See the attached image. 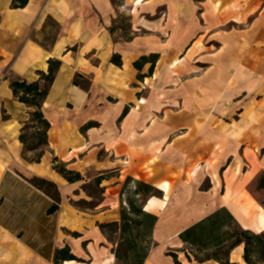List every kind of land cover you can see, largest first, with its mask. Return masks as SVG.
Instances as JSON below:
<instances>
[{
  "label": "crops",
  "instance_id": "1",
  "mask_svg": "<svg viewBox=\"0 0 264 264\" xmlns=\"http://www.w3.org/2000/svg\"><path fill=\"white\" fill-rule=\"evenodd\" d=\"M12 1L0 0V264H54L67 245L81 260L60 264H117L100 225L121 219L128 177L161 191L143 206L158 216L144 264H221L196 254L226 249L227 220L264 231V0ZM151 54L154 69L138 70ZM49 58L63 64L43 104L48 146L32 163L19 136L32 109L10 76L39 80ZM55 156L84 178L69 182ZM35 176L57 185V211ZM244 248L232 264H248Z\"/></svg>",
  "mask_w": 264,
  "mask_h": 264
},
{
  "label": "trees",
  "instance_id": "2",
  "mask_svg": "<svg viewBox=\"0 0 264 264\" xmlns=\"http://www.w3.org/2000/svg\"><path fill=\"white\" fill-rule=\"evenodd\" d=\"M29 0H13L11 6L17 7V8H23L27 6V3ZM1 20V15H0ZM1 22V21H0ZM112 62L116 65L122 64V59L119 54L113 55L111 58ZM159 57L158 55L151 54V55H145L142 56L139 60H137L134 65L138 70H141L146 63L150 62L151 67L149 71L151 72L154 69V66L158 62ZM49 67L48 70L43 72L39 71V80L36 81H28L25 78L19 77V76H10L11 78V89L12 92H14L15 97L25 103L27 106H29L32 110L30 112L29 119L24 124V126L21 129V132L19 134L20 140L24 145V153L23 156L26 160L34 163V162H40L43 155L46 152V147L48 146V130L51 126V123L48 119L45 118L44 112H43V104L50 93V88L53 84V82L56 79V75L62 66L63 62L59 59L49 58ZM143 76L140 75V78ZM75 84L83 87L84 89H89L91 80L89 78L84 77L81 74H76V77L74 79ZM31 134H28L29 130H33ZM36 150V153L34 155H30L29 152H34ZM53 167L59 174H61L63 177H65L69 182H77L78 180L83 179L84 177L81 175L80 172H76L73 170L68 169L66 162H62L59 160L58 157H54L52 160ZM108 175V174H107ZM107 175H103L100 178L97 179V182L100 183L102 179H104ZM30 182L37 186L38 188L42 189L44 192H46L49 196H51L54 200L53 204L51 205V209L49 210V213H53L59 209V203L61 201L60 192L58 191L57 185L51 181L47 180L38 176L32 177L30 179ZM135 183L136 184V190L134 192L135 196H139L137 200H133L132 203H134V210L136 211V215H141L142 217L148 219L149 221V231L151 233V239L149 241L144 240L142 242V246L147 243L154 244V241L152 239V229L155 223L158 220V216L154 214H150L146 211H144L143 206L145 205L147 199L153 195L160 196L161 191L155 188L153 185L147 184L140 180H134L131 177H128L125 182V186H128L129 183ZM259 187H264V175H261L258 179ZM123 193L125 192V188H123ZM81 201V200H80ZM87 203L86 201H84ZM79 203V202H78ZM92 202H88L87 204H91ZM210 216L209 219L201 222L198 224L200 227H204L206 223H210V221H214L215 217ZM121 222L115 221V222H109L105 224H101L100 227L105 230L106 227H109V225H114L117 228L121 230V232L124 234L126 230L130 229V224L135 225H141V220H136L132 217H130L129 213H127L126 209H122L120 213ZM235 229L228 232V239L230 240V244L226 247V249H221L220 251H216L213 253V256L220 261L221 264H232L229 260V252L236 247L237 245H240V243L245 244L244 248V256L245 260L248 264H258V262L264 263V231L262 232H253L251 230H246L240 225L236 223L234 220ZM78 235V234H77ZM184 236V233L182 234ZM126 240L125 236L121 237V240L118 242V247L120 243H123ZM130 244L132 246V249H137L138 243L134 242L133 240L129 239ZM141 246V247H142ZM145 248V246H143ZM142 247V248H143ZM117 253L118 251L115 250ZM149 251H146L142 258L140 259L139 264H144L145 259L148 255ZM172 254L176 259V254L174 252H169ZM118 254H116L117 256ZM67 260H78L77 257L71 252V249L67 245L64 248L58 249L55 254V260L54 264H60L61 261H67ZM176 264H180L178 261H176Z\"/></svg>",
  "mask_w": 264,
  "mask_h": 264
},
{
  "label": "rangeland",
  "instance_id": "3",
  "mask_svg": "<svg viewBox=\"0 0 264 264\" xmlns=\"http://www.w3.org/2000/svg\"><path fill=\"white\" fill-rule=\"evenodd\" d=\"M122 23H123V25L126 24V18H123ZM33 131H35V129L29 130L28 134H31ZM34 153H36V150L34 152H29V154L31 156L34 155ZM125 182H126V179L123 182V188H125V192L122 195L123 196L122 209L123 208L126 209L127 213H129L130 217H132L136 220H141L142 224L138 225V226L135 225L134 223L130 224V226H131L130 229L126 230L124 234L121 232L119 227L117 228L114 225H111V226L109 225V227H106L104 232L107 233L108 240L114 243V246H115L114 255H115V259L117 261V264H139L140 259L142 258V255L146 251H150L154 245L150 241V243L143 245V246H145V248L142 246V242L144 240L149 241L151 239V233L149 231V221H148V219L142 217L141 215H136L137 213L133 208L135 205H134V203H132V201L137 200L139 198V196L134 195V192L136 190V188H135L136 184L131 182L128 184V186H125ZM257 186H259L258 181H257ZM86 190L89 194L90 193L92 195L95 194V195H98L100 197L98 187H97V185H95L94 182L91 183L89 187H86ZM87 203H85L83 200H81V201H79V203L76 202L75 204L77 206H80L83 208L89 207L92 204V203L91 204H87ZM118 222H121V219ZM226 222H228L230 231L235 229L234 222H231L230 220H227ZM122 235H123V237L125 236L126 240L123 243H120V245L118 247V242L121 240ZM129 239L138 243L139 247L137 249H132V246L129 242L130 241ZM227 245L228 244H226V246ZM226 246H224V247H226ZM115 250L118 252L116 253ZM116 254H118V255L116 256ZM211 254H213V252H211V253L206 252L203 254L197 253L196 256L205 257L206 255H211ZM80 260L81 259H78L77 261H80ZM258 264H264V263L258 262Z\"/></svg>",
  "mask_w": 264,
  "mask_h": 264
}]
</instances>
